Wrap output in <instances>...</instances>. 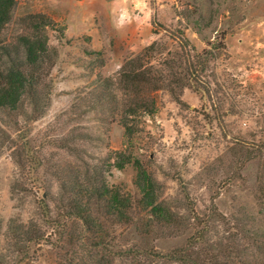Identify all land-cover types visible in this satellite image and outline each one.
<instances>
[{"label": "rangeland", "instance_id": "rangeland-1", "mask_svg": "<svg viewBox=\"0 0 264 264\" xmlns=\"http://www.w3.org/2000/svg\"><path fill=\"white\" fill-rule=\"evenodd\" d=\"M136 2L17 0L2 35L12 52L33 34L30 16L51 24L37 100L0 109V264H264V0H144L148 22L116 28L121 8L143 17ZM152 45L163 89L140 92L155 113L130 119L128 138L120 74ZM120 153L152 176L171 225L140 206ZM92 182L129 210L87 204L93 225L68 218L88 200L72 187Z\"/></svg>", "mask_w": 264, "mask_h": 264}, {"label": "trees", "instance_id": "trees-1", "mask_svg": "<svg viewBox=\"0 0 264 264\" xmlns=\"http://www.w3.org/2000/svg\"><path fill=\"white\" fill-rule=\"evenodd\" d=\"M16 3L17 0H0V109L8 113L18 111L26 95L35 96V100H37L38 91L34 74L38 72L41 62L48 52V38L44 32L45 28L51 24L50 20L44 15L30 16L29 21L33 34L20 37V45L18 44V47L23 49V53L21 51L12 52L2 35L5 28L11 23ZM34 32H36V35ZM155 47L156 45L150 46L142 57L132 58L122 67L120 74L121 90H124V95L130 99L122 117V125L128 138H132L137 133L135 126L129 124L130 119H136L144 114L155 113V102L138 98L140 92L148 86H151L154 91L163 89L164 76L162 77V73L150 65L149 62ZM14 55L17 58L21 57L20 61L15 60ZM5 58L11 60L10 64L8 61V66L2 65ZM193 71V68L188 70V85H191L190 83L196 78L193 76ZM195 73H197L196 70ZM171 92L175 93L172 89ZM126 164H133L137 170V182L141 192V198L138 202L140 206L144 209L149 208L156 223L168 224L174 221L170 211L158 202L155 182L142 163L132 156L118 154L115 167L122 170ZM90 184L86 186L79 183L72 187L71 193H74L77 199L78 197L80 199L85 197L88 200L84 205L82 204V207L81 200L77 202L71 201V211L67 212L68 218H74L79 222L82 220L85 225H93V215H90L92 211L90 208H86L87 204L94 205L97 203L96 206L104 205L108 216H122L125 210H129L128 200H124L119 191L111 190L104 183L93 185L92 182ZM202 237L198 234L193 237V240L199 241ZM198 264H219V262L214 257Z\"/></svg>", "mask_w": 264, "mask_h": 264}, {"label": "clouds", "instance_id": "clouds-1", "mask_svg": "<svg viewBox=\"0 0 264 264\" xmlns=\"http://www.w3.org/2000/svg\"><path fill=\"white\" fill-rule=\"evenodd\" d=\"M135 8L144 13L143 17H131L126 8H121L118 14V18L115 21V27L119 29L125 24L130 23L132 20H136L139 24H146L149 19V13L145 11L147 8V4L144 2V0H137V2L135 3Z\"/></svg>", "mask_w": 264, "mask_h": 264}]
</instances>
